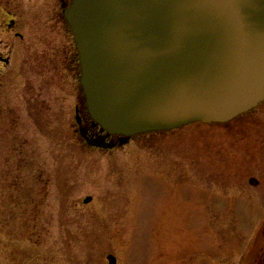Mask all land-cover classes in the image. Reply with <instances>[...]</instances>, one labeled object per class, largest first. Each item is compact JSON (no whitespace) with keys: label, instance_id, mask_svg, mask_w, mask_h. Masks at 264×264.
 I'll list each match as a JSON object with an SVG mask.
<instances>
[{"label":"rangeland","instance_id":"374dc122","mask_svg":"<svg viewBox=\"0 0 264 264\" xmlns=\"http://www.w3.org/2000/svg\"><path fill=\"white\" fill-rule=\"evenodd\" d=\"M3 3L25 17L27 65L23 74L15 66L0 75L2 264H109V255L117 264H166L168 251L181 264V250L190 264V250H202L204 260L212 247L225 264L238 238L258 239L249 235L256 209L245 210V236H235L226 202L233 163L237 183L261 181L250 192L235 190L237 198H264V125L255 122L264 103L225 124L145 133L112 150L89 147L76 122L81 76L54 65L63 61L55 51L66 41L61 26L34 0ZM22 55L17 46L15 64Z\"/></svg>","mask_w":264,"mask_h":264},{"label":"water","instance_id":"95a60500","mask_svg":"<svg viewBox=\"0 0 264 264\" xmlns=\"http://www.w3.org/2000/svg\"><path fill=\"white\" fill-rule=\"evenodd\" d=\"M64 14L88 114L100 127L90 136L76 110L89 147L225 124L264 101V0H71Z\"/></svg>","mask_w":264,"mask_h":264},{"label":"flooded vegetation","instance_id":"af4514ba","mask_svg":"<svg viewBox=\"0 0 264 264\" xmlns=\"http://www.w3.org/2000/svg\"><path fill=\"white\" fill-rule=\"evenodd\" d=\"M36 3H38V8L40 10H43L44 7L47 12H49L50 20L55 21L58 26H61V31L66 36V41L55 46V51L60 55L62 53L63 55V61L60 59V61L55 62V69H63L65 71H70L73 74H78L81 76V62H80V55L78 53L76 43L74 41V36L72 34L71 28L69 24L66 21L64 10L70 5L71 0H34ZM56 5L58 8H56ZM56 11V12H55ZM22 18H25L23 14H21ZM20 14H15V12H12L10 9V6L8 3L0 4V75L4 73V70L10 71L11 67L15 68L17 67V70L20 73H25L26 69V57H25V28H23L24 25H22V21ZM59 28V27H58ZM24 30V31H23ZM43 39L46 40L47 37L43 36ZM11 40H13L15 43L11 44ZM21 47L23 49V55L22 60L19 61L18 64H15L13 59V53L14 51ZM39 62H41L39 60ZM36 63L38 68L40 69V63ZM62 62V63H61ZM62 68H61V65ZM16 66V67H15ZM80 84V79H79ZM264 103V102H263ZM262 103V104H263ZM260 104V105H262ZM259 105V106H260ZM258 106V107H259ZM257 107V108H258ZM257 108L247 112L246 114H243L241 117H245L247 114H252ZM76 110L79 112V116L82 119V124L86 126L89 130V135L93 136L94 134L98 133L100 131V127H93L92 122L93 120L90 118L88 114V110L86 107L85 97L82 92L81 84L79 85V94H78V105L76 107ZM255 122L261 123L264 125V117L259 116V118L256 119ZM261 129H264V126H260ZM117 137L112 136L110 140H115ZM234 160V159H233ZM235 161V160H234ZM238 164H232V167L234 169L231 170L230 173V180H227L228 183V189L230 191L229 200H227L226 204L228 206V209L230 211L229 215L227 216V219H230V222L232 224L233 231L235 230V236H245L244 234V213L247 208L256 209L254 211L257 212L258 216L256 217V220L251 224L249 235H251V231H254L255 236L258 237V239L254 242H248L246 239H240L238 238V241L236 240V243L233 244V254L229 256V260L225 262V264H264V198H250V197H242L237 198L235 195V190H243L250 192V187H261L260 180H258L255 176H251L249 178L248 183H237L236 178L234 176V170L235 167ZM244 182V181H243ZM234 195V196H233ZM216 203V202H215ZM216 206L218 204L216 203ZM216 218V217H215ZM235 220V222H234ZM258 224V225H256ZM254 225H256L254 227ZM191 252H194L193 259H190V264H218V249L216 247H212L210 251H207L205 249L204 260H202V250H190ZM169 252V253H168ZM167 255V262L166 264H172V253L168 251ZM208 253V254H207ZM187 251L181 250V253H179V257L182 256V259L180 263L182 264V261H186ZM185 256V257H184ZM3 258L0 256V261L2 264Z\"/></svg>","mask_w":264,"mask_h":264}]
</instances>
